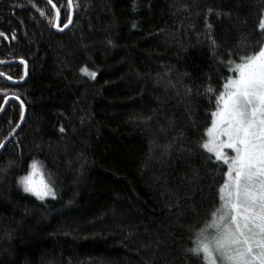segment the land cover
Masks as SVG:
<instances>
[{
	"label": "trees",
	"instance_id": "trees-1",
	"mask_svg": "<svg viewBox=\"0 0 264 264\" xmlns=\"http://www.w3.org/2000/svg\"><path fill=\"white\" fill-rule=\"evenodd\" d=\"M51 1L64 28L69 2ZM72 1L59 33L46 0H0V61L29 66L0 77V110L27 108L0 156V264H205L189 249L227 165L200 144L227 61L264 43V0ZM21 115L10 100L0 143ZM33 160L54 197L24 192Z\"/></svg>",
	"mask_w": 264,
	"mask_h": 264
},
{
	"label": "snow or ice",
	"instance_id": "snow-or-ice-1",
	"mask_svg": "<svg viewBox=\"0 0 264 264\" xmlns=\"http://www.w3.org/2000/svg\"><path fill=\"white\" fill-rule=\"evenodd\" d=\"M68 2L71 7L72 0ZM71 22L69 17L63 27ZM56 26L60 27L59 22ZM258 27L264 35V17ZM208 39L215 52L218 46L210 33ZM227 65L235 75L226 77L223 91L215 95L216 110L211 113L208 139L200 144L215 160L227 165L226 179L219 187V207L197 230L189 252L196 257L202 254L205 264H264V43L241 56L239 62L229 59ZM81 71L96 76L93 71ZM207 91L214 90L209 87ZM225 148L234 155H227ZM31 169L19 178L24 192L40 200L54 197L56 193L37 161H32Z\"/></svg>",
	"mask_w": 264,
	"mask_h": 264
},
{
	"label": "water",
	"instance_id": "water-1",
	"mask_svg": "<svg viewBox=\"0 0 264 264\" xmlns=\"http://www.w3.org/2000/svg\"><path fill=\"white\" fill-rule=\"evenodd\" d=\"M55 10L56 12V23H55V30L59 33H62V32H65L66 30H68L71 26H72V23H73V20H74V6H73V1H72V6L70 7L71 9V24L68 25L67 28H61V27H57L56 24L59 22L60 24V12H59V20L57 21V7L56 5L51 1V0H46ZM55 5V7H54ZM26 61L24 60H7V61H0V66H7V65H10V64H23L24 65V77L22 80H16V79H9V76L3 74L0 72V77L1 78H5L6 80L10 81L11 83L13 84H16V85H23L27 82L28 80V73H29V66L27 64V62L25 63ZM26 73V74H25ZM10 100H17L18 102H20L21 104V99H17L15 96H9L6 100H5V103L3 105V107L1 108L0 110V117L3 116L5 110H6V107L9 103ZM23 102V101H22ZM22 106V115H23V119H20V122L19 124L17 125V127L15 128V130L6 138V140L2 143L3 144V147L0 148V156L3 152V150L6 148V146L16 137V135L19 133V131L21 130V128L23 127L24 123H25V120H26V117H27V108L25 106V104H21Z\"/></svg>",
	"mask_w": 264,
	"mask_h": 264
},
{
	"label": "rangeland",
	"instance_id": "rangeland-1",
	"mask_svg": "<svg viewBox=\"0 0 264 264\" xmlns=\"http://www.w3.org/2000/svg\"><path fill=\"white\" fill-rule=\"evenodd\" d=\"M263 17H264V15H263ZM22 129V128H21ZM224 152L227 154V155H229V156H231V155H234V153L232 152V150L231 149H228V148H225L224 149ZM121 228V227H120ZM116 230H119L118 228H114V230L113 231H116Z\"/></svg>",
	"mask_w": 264,
	"mask_h": 264
},
{
	"label": "flooded vegetation",
	"instance_id": "flooded-vegetation-1",
	"mask_svg": "<svg viewBox=\"0 0 264 264\" xmlns=\"http://www.w3.org/2000/svg\"><path fill=\"white\" fill-rule=\"evenodd\" d=\"M23 75H24V72H23ZM23 79V78H22ZM5 103V102H4ZM4 105V104H3Z\"/></svg>",
	"mask_w": 264,
	"mask_h": 264
}]
</instances>
